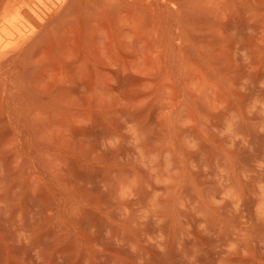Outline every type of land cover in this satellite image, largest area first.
Masks as SVG:
<instances>
[{
  "label": "rangeland",
  "instance_id": "374dc122",
  "mask_svg": "<svg viewBox=\"0 0 264 264\" xmlns=\"http://www.w3.org/2000/svg\"><path fill=\"white\" fill-rule=\"evenodd\" d=\"M0 264H264V0H0Z\"/></svg>",
  "mask_w": 264,
  "mask_h": 264
},
{
  "label": "bare ground",
  "instance_id": "6f19581e",
  "mask_svg": "<svg viewBox=\"0 0 264 264\" xmlns=\"http://www.w3.org/2000/svg\"><path fill=\"white\" fill-rule=\"evenodd\" d=\"M6 22V21H5ZM18 23V22H17ZM11 39V38H10Z\"/></svg>",
  "mask_w": 264,
  "mask_h": 264
}]
</instances>
